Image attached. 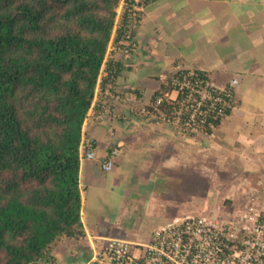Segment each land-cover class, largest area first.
<instances>
[{
	"label": "crops",
	"instance_id": "obj_1",
	"mask_svg": "<svg viewBox=\"0 0 264 264\" xmlns=\"http://www.w3.org/2000/svg\"><path fill=\"white\" fill-rule=\"evenodd\" d=\"M135 41L126 53L113 40L102 77L113 61L122 73L113 89H98L89 113L102 119L83 128L97 144L80 171L86 236L63 241L55 264H89L111 238L147 244L156 228L210 199L211 175L218 196L233 201L223 214L253 195L264 209V0H149ZM184 69L207 73L218 87L238 80L233 108L209 134H186L153 107L140 113Z\"/></svg>",
	"mask_w": 264,
	"mask_h": 264
},
{
	"label": "trees",
	"instance_id": "obj_2",
	"mask_svg": "<svg viewBox=\"0 0 264 264\" xmlns=\"http://www.w3.org/2000/svg\"><path fill=\"white\" fill-rule=\"evenodd\" d=\"M121 4L0 0V264H55L63 241L86 236L83 128L98 89H113L122 73L113 61L102 77L113 38L128 47ZM161 110L172 114L176 104Z\"/></svg>",
	"mask_w": 264,
	"mask_h": 264
},
{
	"label": "built area",
	"instance_id": "obj_3",
	"mask_svg": "<svg viewBox=\"0 0 264 264\" xmlns=\"http://www.w3.org/2000/svg\"><path fill=\"white\" fill-rule=\"evenodd\" d=\"M122 0L121 18L126 20L127 45L130 53L141 23L146 2ZM234 79L224 87L203 78L195 69L181 70L170 81L167 91L157 96L153 105L143 106L141 114H148L150 108L160 110L164 122L175 124L185 132H199L215 122L223 121L234 106ZM174 102L176 110L168 114L161 110L163 104ZM102 114L89 113L87 122L100 121ZM96 140L83 132L81 159L97 157ZM113 149V157L119 155ZM114 161L103 163V169L110 171ZM257 195L248 196L245 206L234 214L196 215L177 220L153 231L147 244L134 243L127 239L111 238L105 246L94 253L89 264H264V209Z\"/></svg>",
	"mask_w": 264,
	"mask_h": 264
},
{
	"label": "rangeland",
	"instance_id": "obj_4",
	"mask_svg": "<svg viewBox=\"0 0 264 264\" xmlns=\"http://www.w3.org/2000/svg\"><path fill=\"white\" fill-rule=\"evenodd\" d=\"M122 12L123 11L121 10V7H120L119 14H121ZM113 40H114V38H113ZM113 40H112V44H111V50L114 49V43H115V41L113 43ZM219 176L221 177V175H219ZM224 177L225 176H222L221 178H219L221 180L218 181V182L223 183ZM214 178H215V176L212 178V175H211V179L209 181V186H210V192H209L210 199H207V201H205V199L203 198L200 201H197V202L195 201V203H194V213L195 214H186V216L187 215L188 216L205 215V212H208L209 215L220 216V215H223V212L225 210L230 209L231 207L233 208V206H232L233 205L232 204L233 201H231L230 199H228V197H226V196H222V195L218 196V193L219 192L216 189L217 186H214V184L212 183V180ZM195 187H198V186H195ZM201 190L202 191H205L206 190L205 181H204V188H201ZM227 201L231 202V205H229ZM227 211H229V210H227Z\"/></svg>",
	"mask_w": 264,
	"mask_h": 264
}]
</instances>
